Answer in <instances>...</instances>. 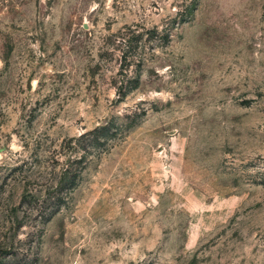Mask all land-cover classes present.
Returning <instances> with one entry per match:
<instances>
[{
    "label": "rangeland",
    "instance_id": "374dc122",
    "mask_svg": "<svg viewBox=\"0 0 264 264\" xmlns=\"http://www.w3.org/2000/svg\"><path fill=\"white\" fill-rule=\"evenodd\" d=\"M0 264H264V0H0Z\"/></svg>",
    "mask_w": 264,
    "mask_h": 264
},
{
    "label": "trees",
    "instance_id": "16d2710c",
    "mask_svg": "<svg viewBox=\"0 0 264 264\" xmlns=\"http://www.w3.org/2000/svg\"><path fill=\"white\" fill-rule=\"evenodd\" d=\"M120 42H125L126 46L131 44L130 38L126 39L125 37L122 38ZM128 127H130L129 124L125 127L118 126L115 128L108 124L101 127H96L90 131H86L80 134L78 137L71 139L69 141L70 143L64 147L68 150L80 151L82 153L78 160L80 166H78L75 173H72L70 176H67L68 173L71 172L69 168H65L62 171L61 177L57 179V182L54 186V193L59 194V196L56 197L55 200L44 201V210L46 211L47 207H56V209L59 210L64 201L60 195L72 188L73 185L76 184L77 179H81V173H83L84 169L86 168L85 164L87 162L85 160L87 156L93 153V151L99 152V154L108 151L111 147L113 138L124 136L126 130H128Z\"/></svg>",
    "mask_w": 264,
    "mask_h": 264
}]
</instances>
